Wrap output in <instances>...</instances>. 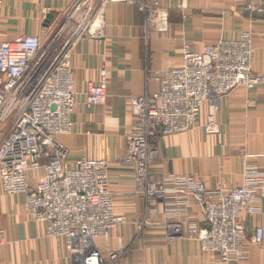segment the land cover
I'll use <instances>...</instances> for the list:
<instances>
[{
	"label": "built area",
	"instance_id": "obj_1",
	"mask_svg": "<svg viewBox=\"0 0 264 264\" xmlns=\"http://www.w3.org/2000/svg\"><path fill=\"white\" fill-rule=\"evenodd\" d=\"M233 1L249 16H264V0ZM108 3L134 5L147 24L159 32L167 29L165 12L156 3L72 0L40 35L0 42V127L4 126L0 189L5 196L22 195L25 212L34 223L44 225L46 236L65 240L71 264H119L121 249L102 254L95 241L128 222L126 216L114 214L108 162L80 157L71 166L68 151L57 141L73 130L72 54L82 39L100 37ZM178 9L186 11L187 0H181ZM182 54L180 67L155 72L153 79L159 85L155 92L129 98L132 115L124 160L134 166L135 194L150 210L162 203L168 243L186 238L216 256L218 264H237L246 254L245 219L257 213V202L264 201V167L245 157L239 185L207 189L192 175L155 174L152 167L159 157L155 141L190 132L202 118L204 132L218 134L220 99L237 88L250 91L264 85V76L252 71L254 48L248 31L236 39H220L200 52L186 46ZM105 83L102 70L97 83L87 84V106L105 103ZM191 204L200 208L202 225L187 213ZM249 240L261 244L263 229L255 227Z\"/></svg>",
	"mask_w": 264,
	"mask_h": 264
},
{
	"label": "crops",
	"instance_id": "obj_2",
	"mask_svg": "<svg viewBox=\"0 0 264 264\" xmlns=\"http://www.w3.org/2000/svg\"><path fill=\"white\" fill-rule=\"evenodd\" d=\"M72 0H2L0 42L19 36L40 35L52 27ZM142 0L158 4L165 12L166 31L147 24L134 5L108 3L102 14L99 38H84L74 49L71 70L76 106L71 116L73 130L57 141L68 151L69 165L80 157L108 162L115 215L128 222L96 239L102 254L121 249L119 264H218L217 257L202 252L199 244L186 238L166 241V220L162 203L150 210L134 192V166L124 160L126 134L131 122L129 98L159 85L155 72L182 65L184 47L200 52L220 39L239 38L250 32L254 48L252 71L264 76V16H249L233 0ZM185 15V17L183 16ZM105 72L107 98L98 107L87 106L84 91ZM208 108L204 109L207 112ZM219 133L207 135L203 118L190 132L159 137V152L152 171L165 176L192 175L207 189L231 188L242 182L244 158L264 167V85L253 90H233L221 98L217 113ZM4 126L0 127V138ZM39 176L42 175L40 171ZM24 197L5 196L0 189V227L4 245L0 264H71L65 240L49 238L43 224L34 223L23 207ZM257 213L245 219L248 239L245 257L237 264H264V201L256 203ZM202 225L198 206L186 208ZM148 223L144 224V221ZM263 229V242L251 243L253 229Z\"/></svg>",
	"mask_w": 264,
	"mask_h": 264
},
{
	"label": "rangeland",
	"instance_id": "obj_3",
	"mask_svg": "<svg viewBox=\"0 0 264 264\" xmlns=\"http://www.w3.org/2000/svg\"><path fill=\"white\" fill-rule=\"evenodd\" d=\"M163 32V31H162ZM4 245V244H3Z\"/></svg>",
	"mask_w": 264,
	"mask_h": 264
}]
</instances>
